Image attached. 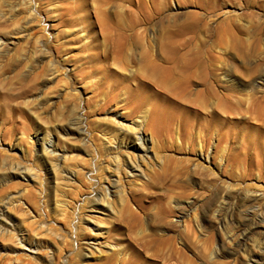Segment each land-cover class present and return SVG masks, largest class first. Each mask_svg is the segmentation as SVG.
<instances>
[{
	"label": "rangeland",
	"instance_id": "obj_1",
	"mask_svg": "<svg viewBox=\"0 0 264 264\" xmlns=\"http://www.w3.org/2000/svg\"><path fill=\"white\" fill-rule=\"evenodd\" d=\"M113 112L135 131L132 120L165 114L147 156L118 153L140 176L108 162ZM177 128L207 134L206 161ZM261 138L264 0H0V205L14 229L12 241L0 232V264H264ZM109 175L114 214L91 201ZM243 212L252 224L238 235ZM18 234L39 239L36 257L9 250Z\"/></svg>",
	"mask_w": 264,
	"mask_h": 264
},
{
	"label": "bare ground",
	"instance_id": "obj_2",
	"mask_svg": "<svg viewBox=\"0 0 264 264\" xmlns=\"http://www.w3.org/2000/svg\"><path fill=\"white\" fill-rule=\"evenodd\" d=\"M21 2L23 3V5L25 4L27 7H31L32 6V0H21ZM32 9V8H30ZM84 26H87L88 23L85 19V17L80 20V22H76V25L78 26V28H84ZM85 31V30H84ZM162 68V67H161ZM199 69V68H198ZM228 77V76H227ZM226 78V77H225ZM228 81V80H227ZM208 111V110H207ZM222 113H225V114H233V113H239L238 111L236 110H221ZM249 112H244V113H241L240 116L246 118L245 116H247ZM226 116V115H225ZM122 116H120L119 113H116V112H113L111 113L110 115V119L115 121V124L118 125L116 126L117 130H118V133L117 135H114V136H110L108 139H105L104 141V147H105V150H106V153L109 154L108 158L110 157V160L108 161L109 163H111L113 166H114V172L118 170L119 168V165H123L124 168L126 167L128 170H127V174L129 175H132V176H135V175H141L142 172L141 169L139 168V165L136 163L135 159H132L131 156H129L128 154H126L125 156V160H120V156H119V152L124 149V150H128V151H132V152H135L138 156L142 157V156H147L148 155V152L151 151V148L153 146V143L154 141L156 140V137L158 136V133L166 130L165 127H166V124H165V119H163V117H165V114L162 113V112H157V114L153 117H151L148 121V123L144 124L143 125V122H144V117L141 118L140 117V120L136 121L135 120H132L131 123L132 125H136L134 127H137L136 131L131 129L130 128H123V119L121 118ZM109 118V117H108ZM228 118V117H227ZM147 120V118H145ZM114 123V122H113ZM131 125V124H130ZM144 128H143V127ZM79 128V127H78ZM115 128V129H116ZM66 130H68V128H65ZM76 129V128H75ZM202 129V128H201ZM78 130V129H77ZM188 130V129H187ZM79 131V130H78ZM141 131V132H140ZM147 131H148V136H147ZM79 133V132H77ZM81 133V132H80ZM202 132H199L196 133L194 136L195 138H193L189 132H183L182 130H179L177 128V131L175 133V139L178 141V139H182L185 144L187 145H197V151H198V157L199 158H203V160L206 161V159L209 157L207 156V152L206 150L208 149V145L209 142V137L207 136V134H200ZM252 134V133H251ZM83 137V136H82ZM211 139V138H210ZM259 140V139H258ZM256 140V141H258ZM261 141H258V142H255L253 145V149H256L258 152H262L264 153V139L261 138L260 139ZM148 143L150 145H148ZM218 139H217V143L215 144V147H217L218 145ZM250 146V144L248 145ZM40 147V150H41V153L42 155L48 157V156H56L57 155V152H56V149L53 147V148H47L46 144L41 140V145H39ZM223 151V150H222ZM225 152V150H224ZM128 153V152H127ZM246 153V152H245ZM106 154V155H107ZM41 155V154H40ZM217 155V154H216ZM222 155V154H221ZM217 159H219L220 157L219 156H216ZM219 157V158H218ZM224 158V156H223ZM221 160V159H219ZM48 161V160H47ZM49 162V161H48ZM54 162V161H53ZM107 162V163H108ZM109 163H108V166H109ZM57 164L56 163H53V164H50V169H52L53 171V174L58 172L57 170ZM107 166V165H106ZM105 167L106 171L109 170V167ZM21 167H19L18 165H12L9 167L8 169V172L12 175H18L20 176L22 179H35L34 175L30 174L29 173V169H25V170H21L20 169ZM31 169V168H30ZM28 171V172H27ZM56 176V174H54ZM70 175V176H68ZM74 175V172L72 170H68L67 172H65V176L67 177H70L72 178V176ZM105 175V174H104ZM107 178V184H99L98 188H96V190H94V196H93V199L91 200L94 204L97 205V208L100 209V211H103L104 213L106 214H114L113 213V208H112V205H111V202L109 200V195H115L119 196V193H120V188L118 186V183H117V180H113L110 178V175L109 176H106ZM101 181V180H100ZM99 181V182H100ZM101 183V182H100ZM56 184V183H55ZM9 200H7V202L5 204H12V200H10V198H8ZM118 200V199H117ZM120 201V199H119ZM254 201H256V197H249V196H245L243 202L241 203V206H249L251 204L254 203ZM4 205V204H3ZM58 205V203L55 201V206L56 207ZM21 207V206H20ZM95 207V206H94ZM8 208V207H7ZM6 208V205L5 206H2L0 205V232L2 234V232L4 233H11L13 232V228H12V225H11V221L9 222L8 220V214H7V209ZM60 209V208H59ZM188 210V208H187ZM195 212V211H194ZM193 212V213H194ZM229 213V212H228ZM15 214V213H14ZM80 215V214H79ZM188 213L187 212H183L182 214L179 215V217L183 218L185 216H187ZM195 215V213H194ZM200 217V216H199ZM240 220L237 221L236 223V226H240L238 229V235L240 233H242V235H245L247 234L245 232V229L247 226L251 225L252 223L250 221H252L253 219V216L252 214L248 213V212H243L242 215L240 216ZM229 218H230V214H229ZM228 218V219H229ZM180 219V218H179ZM177 218V222L181 221ZM33 220V219H32ZM36 220V219H35ZM227 220V219H225ZM224 220V221H225ZM85 222L88 223L90 225V221L86 220L85 219ZM94 222H92L93 224ZM189 223V222H188ZM187 222L184 221L183 223V227L186 231H188L187 229L189 228V224ZM196 223V221H195ZM251 223V224H250ZM91 224V225H92ZM193 225V224H191ZM94 227H97L96 224L93 225ZM196 226L198 227V223H196ZM17 227V226H15ZM99 227V226H98ZM196 227V228H197ZM243 229L242 232L241 229ZM195 229V228H194ZM21 230V229H20ZM11 231V232H10ZM192 231V230H191ZM222 231V230H221ZM190 232V231H189ZM204 232V231H203ZM248 232V231H247ZM9 233L7 235H9ZM19 233V232H17ZM195 234V231L192 232V234ZM234 233V232H233ZM22 234V233H20ZM225 234L227 235V237H229L230 240H232L233 238V235L234 234H231L230 232H226L225 231ZM14 236V234H12ZM12 235H9V237L5 236L7 239L9 238L10 240L13 238H10ZM19 235V234H18ZM27 235V234H26ZM237 235V234H236ZM20 236V235H19ZM25 236V235H24ZM194 236V235H193ZM226 237V238H227ZM33 238V237H31ZM3 239V238H2ZM6 239V240H7ZM8 239V241H9ZM14 239V238H13ZM34 239V238H33ZM33 239H27V236L26 238H24L22 235L17 238V241L15 242L17 247H13V248H9V250L11 252H16V250H21L22 252L26 253V255H30V257H36L35 255H37L36 253H39V249L42 247V243L40 244V241L39 239L38 240H33ZM195 239V238H194ZM12 241V240H11ZM45 242V241H44ZM87 241H85L86 243ZM12 243V242H10ZM13 243V245L15 244ZM46 244V243H45ZM58 244V243H57ZM53 245V244H51ZM9 246V245H8ZM12 247V244L10 245ZM41 246V247H40ZM58 246V245H57ZM7 247V245H6ZM45 247H48V249H50V251H52L53 247H56V243L54 246H50V245H46ZM108 247V246H107ZM4 248V247H3ZM60 248V247H59ZM92 246L88 243V246L86 244V249L89 250L88 252H90ZM43 249V248H42ZM46 250V249H45ZM56 250V249H55ZM47 251V250H46ZM58 251V250H57ZM112 251V250H111ZM216 251V250H215ZM21 252V253H22ZM43 252V251H42ZM48 252V251H47ZM79 252V251H78ZM59 253V252H58ZM214 253V252H213ZM14 254V253H13ZM212 254V252H211ZM53 255V254H52ZM60 255V254H59ZM48 256V255H47ZM46 256L45 258V262L46 263H50L51 262V259H52V256L49 255L48 257ZM54 256V255H53ZM82 256L83 257H88L86 256V254L82 253ZM82 257V258H83ZM108 257V256H107ZM106 257V258H107ZM248 260L254 262V263H257L258 262V259L255 258L254 256H248ZM82 263V262H81ZM26 264V263H25ZM82 264H85V263H82Z\"/></svg>",
	"mask_w": 264,
	"mask_h": 264
}]
</instances>
